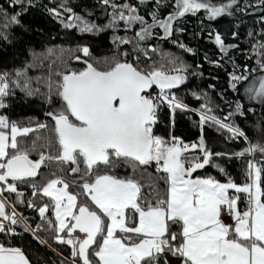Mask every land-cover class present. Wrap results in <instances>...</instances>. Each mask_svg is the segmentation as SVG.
<instances>
[{"label":"snow or ice","instance_id":"obj_1","mask_svg":"<svg viewBox=\"0 0 264 264\" xmlns=\"http://www.w3.org/2000/svg\"><path fill=\"white\" fill-rule=\"evenodd\" d=\"M100 2L112 9L109 23L103 26L75 15L65 4L47 11L61 19L66 29L77 28L81 33L115 30L121 23L126 31L139 25L133 38L113 37L118 50L122 45H133L132 52L136 54L133 61L126 59L129 52L121 51L112 58L94 61L88 45L78 46L74 55L72 50L61 49L58 58L67 51L69 61L82 63L84 67L74 69L69 61H62V70L44 80L37 78L38 83L45 84L44 92L39 87L34 88L32 78L27 75L28 69L35 65L15 72H0V109L7 108L5 99L14 95L15 89L28 98L41 96L49 105L53 104L54 97L61 102L59 109L46 113L54 122L56 156L41 152L39 159L33 160L30 151L35 150V142L31 149L23 143L30 133L46 128V124L41 123L34 129L0 115V234L14 235L13 226L25 220L14 205L11 212L8 211L3 193H15L18 201L24 203L19 199L24 193L19 191L16 182H28L37 177L47 160L68 165V174L79 180L74 179L70 185L53 173L55 178L39 187L32 183L31 195L47 197L51 203L37 206L28 200L27 206L35 208L46 221L57 244L70 248L72 264H172V258L179 264H264V188L261 187L264 166L261 162H247L245 174L250 182L244 184H237L231 178L220 182L210 176H194L209 165L227 175L220 164L214 163V157L264 156V144L249 142L248 147L234 154L214 153L207 148L203 135L198 144L191 145L171 134L168 137L157 135L154 129L163 108L169 110L173 127L176 112L189 110L172 91L186 82L187 66L178 57L163 54L161 60L147 68L139 66L140 53L145 59H151L148 52L157 51L141 48V42L153 35L154 28L163 29V38L167 39L174 34V22L185 14L195 15L204 10L208 19L214 20L231 15L230 10L238 0H229L219 7L209 0H174V12L161 19L154 10L149 14L151 22L132 4L115 0ZM149 2L159 8L163 0H139L141 4ZM32 5L33 0H12V7H19L21 11L14 12L0 28V42L12 43L4 29L21 25L23 13ZM61 9L70 15L62 19ZM248 36L252 37L253 33L249 32ZM215 43L225 55L230 48L237 47L225 45L219 33L215 34ZM179 47L184 49L185 45L179 44ZM254 52L259 57V67L249 69L245 65L242 73L233 72L231 87L238 90V85L249 80L250 73L259 71L262 75L256 81L258 87L251 85L245 92L250 100L264 102V41L254 46ZM47 53L53 56L55 50L49 48ZM201 109V131L211 122L230 133L229 139L248 141L244 131L226 122L233 115H244L239 102L235 112L223 120L210 115L212 109L207 104L201 105ZM197 149L200 155L191 158L186 155ZM122 163L130 164L134 172L154 164L156 171L164 174L165 195L161 196L150 181L151 191L145 192V184L134 176L120 178L111 174V170ZM101 168L103 174L99 171ZM73 185L80 192L70 191ZM241 194L247 198L245 209L239 207ZM50 211L54 220L47 215ZM225 213L233 223L224 222ZM29 230L40 243H48L36 235L41 231L40 225L35 229L26 228ZM0 264L31 262L21 248L0 243Z\"/></svg>","mask_w":264,"mask_h":264},{"label":"trees","instance_id":"obj_2","mask_svg":"<svg viewBox=\"0 0 264 264\" xmlns=\"http://www.w3.org/2000/svg\"><path fill=\"white\" fill-rule=\"evenodd\" d=\"M116 3H129L138 8L139 14L144 15L150 20V13L157 11L161 19H165L168 14L175 11L174 0L167 2L157 8L153 2L141 4L139 0H115ZM212 5L217 7L226 5L229 0H209ZM61 4L71 7L75 15L83 17L89 23L97 25H107L110 21L112 9L103 5L100 0H33V5L23 13L21 25H10L4 29L12 38L9 45L0 42V72H15L27 68L28 65H35L28 69L27 75L32 78L33 87H39L41 92L46 91L43 82L38 83L37 78L42 80L55 72L62 70V61H69V52H65L62 58L60 50H72L75 53L78 46L88 45L93 54L94 61H103L106 58L116 56L118 51L129 52L126 57L130 62L134 60L132 52L133 45H122L119 50L113 43V37L116 35L133 38L135 31L139 30V25L133 26L131 30L126 31L123 23L115 30L109 29L100 33H81L77 28L66 29L57 19L50 15L47 9L59 8ZM17 11L19 7H12V0H0V28L8 22V18ZM62 11V19L70 14ZM231 15L225 14L214 20H209L204 10L198 11L195 15L188 13L178 18L174 22V34L172 37L164 39V32L161 28H154L153 35L141 42V48H156V52H148L151 59H145L140 53L141 68H147L156 61L161 60V54L167 57H178L187 66V80L179 88L172 91L176 97L188 107V111H177L175 115V125H171L169 120V110L163 108L160 111V122L156 125L154 131L157 135L168 137L170 134L179 137L184 143L191 145L199 143L201 135L204 137L205 144L212 152L230 153L243 151L250 143L264 144V102L259 100H250L245 88L254 85L258 87L256 81L259 80L262 73L252 72L249 80L238 85V90L231 87V74L233 72L240 74L247 65L249 69L258 68L257 60L259 57L254 52V46L264 41V0H238L233 5ZM253 36L249 37L248 33ZM219 33L225 42V45H236L230 48L227 55L220 51L215 43V34ZM233 33H236L235 37ZM211 34V35H210ZM179 44L185 45L184 49ZM55 50V55L48 56L47 50ZM191 49L192 51H186ZM36 54L35 56L33 54ZM36 57H39L38 59ZM121 58V57H117ZM74 69H82L84 65L74 60L69 61ZM104 66V65H100ZM56 77L53 75V80ZM157 90V89H156ZM155 90V91H156ZM199 97V99H197ZM239 102L244 109V115H233L228 123H232L245 132L248 141L241 139H229L230 133L226 130L218 129L217 126L205 124L203 131L199 123L201 105L207 104L212 109L210 115H215L223 120L229 113L235 112V105ZM7 108L0 109V114L7 116L10 121H15L20 126H30L37 128V125L43 123L47 127L38 129L24 138L23 143L31 149L33 142L36 148L30 151V158L39 159V154L43 152L46 156L58 155V144L54 132V122L46 115L48 111L60 108L61 102L58 98L53 99V104L44 102L41 96L28 98L19 89H15V94L6 98ZM186 155L191 158L194 155H200L199 150H190ZM249 160L261 162L264 166V156L256 154L255 156L235 157L231 159L226 157H214V163L220 164L225 169L221 173L217 168L209 165L204 169L198 170L195 176L214 177L215 179L226 182L231 178L237 184H244L248 181L246 177V166ZM68 165H61L55 161H45L39 170V175L28 182H16L19 191L23 192L24 203H20L15 193L4 192L3 197L10 204L8 211L11 212V206L14 205L18 214L25 218L24 221L29 224L31 229L36 225L41 226V231L36 235L47 240V244L40 243L33 236L32 231H26V225L23 221L16 226L15 234H0V243L6 246L19 247L29 258L31 264H72L70 248L66 245L57 244L52 239L54 233L49 228L46 221L42 220L35 208H29L27 201L32 200L37 206L43 203H51L49 198L31 195L33 189L30 184L35 183L38 187L56 176H62L73 184V180H79V177L70 175L67 172ZM100 173L103 174L101 168ZM111 174L120 177H135L145 184L144 191L149 192V181L156 191L164 196L167 190V184L162 179L163 173L156 171L155 165H150L146 169H136L130 164L122 163L111 170ZM261 187L264 188V174H262ZM73 192H80L74 185L69 189ZM244 194H241V198ZM80 200L84 197L81 195ZM242 206L243 203L240 202ZM54 220L51 211L47 214ZM173 230H177L174 228ZM22 232L23 235H20Z\"/></svg>","mask_w":264,"mask_h":264},{"label":"crops","instance_id":"obj_3","mask_svg":"<svg viewBox=\"0 0 264 264\" xmlns=\"http://www.w3.org/2000/svg\"><path fill=\"white\" fill-rule=\"evenodd\" d=\"M220 182H222V181H220ZM229 194L230 195L232 194V190H230V193ZM239 207L241 208V205L240 204H239ZM223 220H224L225 223H229V224L230 223H233L231 217H229L226 213L223 215ZM172 264H179V262L175 258H172Z\"/></svg>","mask_w":264,"mask_h":264},{"label":"built area","instance_id":"obj_4","mask_svg":"<svg viewBox=\"0 0 264 264\" xmlns=\"http://www.w3.org/2000/svg\"><path fill=\"white\" fill-rule=\"evenodd\" d=\"M156 92H158L157 90H156ZM4 198V197H3ZM246 200H247V198H246V196L244 195V197L243 198H241V202L243 203V205H242V209H245L246 207H247V203H246ZM8 203V202H7ZM8 205L10 206V204L8 203ZM7 223V222H6ZM20 233V235H23V233L22 232H19Z\"/></svg>","mask_w":264,"mask_h":264},{"label":"rangeland","instance_id":"obj_5","mask_svg":"<svg viewBox=\"0 0 264 264\" xmlns=\"http://www.w3.org/2000/svg\"><path fill=\"white\" fill-rule=\"evenodd\" d=\"M170 1H172V0H163V4H167V2H170ZM157 91H159V90L157 89ZM22 221L25 223V225H26L27 228H31L28 223H26L24 220H22Z\"/></svg>","mask_w":264,"mask_h":264},{"label":"water","instance_id":"obj_6","mask_svg":"<svg viewBox=\"0 0 264 264\" xmlns=\"http://www.w3.org/2000/svg\"><path fill=\"white\" fill-rule=\"evenodd\" d=\"M194 176H195V173H194Z\"/></svg>","mask_w":264,"mask_h":264},{"label":"bare ground","instance_id":"obj_7","mask_svg":"<svg viewBox=\"0 0 264 264\" xmlns=\"http://www.w3.org/2000/svg\"><path fill=\"white\" fill-rule=\"evenodd\" d=\"M241 208H242V206H241Z\"/></svg>","mask_w":264,"mask_h":264}]
</instances>
